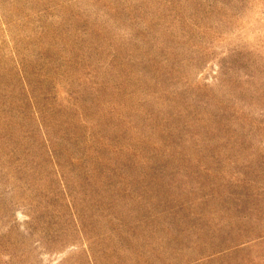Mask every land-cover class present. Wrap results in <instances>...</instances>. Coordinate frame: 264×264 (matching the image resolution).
Wrapping results in <instances>:
<instances>
[{
	"label": "rangeland",
	"instance_id": "1",
	"mask_svg": "<svg viewBox=\"0 0 264 264\" xmlns=\"http://www.w3.org/2000/svg\"><path fill=\"white\" fill-rule=\"evenodd\" d=\"M0 264H264V0H0Z\"/></svg>",
	"mask_w": 264,
	"mask_h": 264
}]
</instances>
